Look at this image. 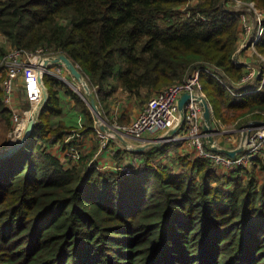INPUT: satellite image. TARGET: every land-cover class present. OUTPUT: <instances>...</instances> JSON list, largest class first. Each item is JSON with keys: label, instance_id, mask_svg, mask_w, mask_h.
<instances>
[{"label": "trees", "instance_id": "trees-1", "mask_svg": "<svg viewBox=\"0 0 264 264\" xmlns=\"http://www.w3.org/2000/svg\"><path fill=\"white\" fill-rule=\"evenodd\" d=\"M229 1L199 0L191 14L206 20L198 23L179 17L181 0H0V36L8 47L66 55L105 117L120 90L144 105L200 65L238 84L247 73L233 61L240 21ZM244 1L264 11V0ZM256 49L264 56V36ZM200 81L222 125L264 122V84L242 95L209 74ZM45 85L49 99L34 133L0 160V264H264V181L256 176L264 157L251 160L250 171L221 174L169 141L112 151L116 165L133 157L129 174L101 169L98 147L79 161L60 159L50 149L79 124L64 119V85ZM65 95L84 117L81 140L96 134L87 104L69 89ZM0 118L10 132L1 87Z\"/></svg>", "mask_w": 264, "mask_h": 264}, {"label": "built area", "instance_id": "built-area-1", "mask_svg": "<svg viewBox=\"0 0 264 264\" xmlns=\"http://www.w3.org/2000/svg\"><path fill=\"white\" fill-rule=\"evenodd\" d=\"M181 1L183 4L178 8V12L182 20L198 23L206 20L202 15L193 16L191 14V10L199 3V0ZM228 6L237 13V18L240 21V41L247 42L248 47L254 48L255 51L256 46L264 36V11L258 9L254 2L244 0H230ZM239 53L238 47L233 58L234 63L237 66L247 68L244 62L236 61ZM256 54L262 60L258 71L259 77L257 76L258 78L253 83L254 74L249 75L248 72L244 76L237 85L238 90H244L242 95L259 92L264 84V57L258 53ZM50 57H53V55L42 48L35 52H28L17 47H10L5 54L0 53V79H3L0 87L4 93L5 106L12 113V129L8 136L9 147L19 142L24 136L28 122L35 116L36 110L42 102L43 88L46 86L45 80L47 78L55 79L60 83L75 85V80L63 64L44 65V61ZM202 73L211 75L220 81L229 92H233L234 88L230 87L226 80H223V74L219 69L208 65H200L190 72L184 82L155 93L130 124L116 125V123L110 124L108 121H103V125L95 126L98 149L93 161H97L99 156L110 148L111 143L114 142L118 146H123L122 142L115 138L116 134L131 144H140L144 141L145 136L167 133L176 126L180 127L182 135L172 137L169 141L187 143V148L192 150L196 158L210 161L219 169L232 171L242 166H247L248 162L255 158H263V128H258L254 136L249 137L245 143L247 146H244V151L234 158L214 153L212 150L205 148L204 108L200 103V99H206L200 81ZM259 79L260 81H258ZM248 83L255 85L256 90H254V87L248 88ZM184 93H189L190 98L185 107V121L181 125L178 104ZM19 94L24 96V101L29 106L28 110H23L19 105ZM214 120L215 118H213ZM101 127L109 130L114 136L107 134L108 132L102 130ZM81 129L82 125L79 126L78 131H71L66 135L64 141L58 144L64 160L79 161L81 159L83 155L81 135L79 134ZM101 169L109 170L107 168ZM110 170L129 174L132 169L119 166L112 167Z\"/></svg>", "mask_w": 264, "mask_h": 264}, {"label": "rangeland", "instance_id": "rangeland-1", "mask_svg": "<svg viewBox=\"0 0 264 264\" xmlns=\"http://www.w3.org/2000/svg\"><path fill=\"white\" fill-rule=\"evenodd\" d=\"M232 9V8H231ZM244 46V47H243ZM240 53L237 55L236 57V61H240V62H244L247 66V68L245 69V72L248 73L249 75L254 74L253 76V83L256 80V78H258L259 76V69H260V63L262 64V60L258 57V55L256 53H258L257 49L254 51V48L248 47V43L245 41H240L238 44ZM10 47H8L5 43V40L0 36V50L2 51H7ZM1 53V52H0ZM236 54V53H235ZM259 54V53H258ZM260 56L264 57L263 55L259 54ZM235 56V55H234ZM234 58V57H233ZM251 69V70H250ZM248 75V76H249ZM258 76V77H257ZM244 78V77H243ZM242 78V79H243ZM242 81V80H241ZM240 81V82H241ZM239 82V83H240ZM238 83V84H239ZM64 85V88L61 89L60 91V98H61V102H62V107L64 109V115L65 118L69 121V123H72L73 125L75 124H80L83 125L84 123V117L80 116V110L78 109V107L74 104V102H68V97L65 95V90L69 89L70 91H72L74 94L78 95L80 99H82L81 94H84L83 89H80V86L78 85L77 81H75V85H68L67 83H62ZM232 85L229 83L230 87L234 88L233 92L237 91L239 88L237 87V85ZM246 85V83H245ZM247 85L248 88H252L254 87V90H256V86L253 84L248 83ZM234 86V87H233ZM241 90V89H240ZM20 93V92H19ZM154 96V95H153ZM152 96V97H153ZM151 97V98H152ZM83 100V99H82ZM18 101H19V105L25 109L28 108V105L25 103L24 101V96H22V94H19L18 96ZM72 101V100H71ZM148 101V100H147ZM86 104V102H85ZM27 106V107H25ZM20 107V108H21ZM90 109V108H89ZM91 111V110H90ZM108 117H103L101 114L100 118H94L95 119V126L98 125H103V121L105 122H109L110 124H114L112 123V120L107 119ZM214 118V117H213ZM101 122V123H100ZM129 122H127L126 124H128ZM253 122H249L248 124H246L245 126L239 128V124L235 123V124H229V125H222L218 120H214L213 121V138H214V142L215 145L218 148H222V149H227L230 151H234L239 149L241 146H247V144L245 145V143L242 142L243 136L245 132H248V139L249 137L251 138V136H254L255 132L257 131L258 128H251V129H247V127L252 124ZM126 124H122L119 123V121H117L116 125H126ZM79 125V126H80ZM78 126V125H76ZM78 126V128H79ZM107 129V128H106ZM107 132V130H106ZM107 134L109 135H113L112 133L108 132ZM155 134H152L151 136H153ZM205 135V133H204ZM9 136V134H8ZM116 138V137H115ZM206 141L204 142V146L205 148H212V145L209 144V142L207 141V137L205 135ZM9 139V137H8ZM117 139V138H116ZM114 141V140H112ZM9 142V141H8ZM116 142V141H115ZM114 143V142H113ZM131 148L134 149L137 146L135 145V143H130ZM184 145L187 147V143ZM114 146V144L111 145V147ZM98 147V144H97ZM183 147V146H181ZM110 149V148H109ZM188 149V148H187ZM107 151V150H106ZM188 151L192 152V150L188 149ZM185 154V153H184ZM190 155V154H189ZM174 169L176 168V165L173 164ZM133 166V164L131 165V167ZM128 167V166H127ZM130 167V169H131ZM247 167L250 168V170L253 169V166L251 164V161L248 162ZM132 171V170H131ZM220 172L224 171V170H218ZM226 174V171H224ZM263 172V173H262ZM256 176L258 179L259 183H262L264 181V170L260 169V167L256 168Z\"/></svg>", "mask_w": 264, "mask_h": 264}, {"label": "water", "instance_id": "water-1", "mask_svg": "<svg viewBox=\"0 0 264 264\" xmlns=\"http://www.w3.org/2000/svg\"><path fill=\"white\" fill-rule=\"evenodd\" d=\"M49 64H63L66 67L67 71L72 76V78L75 81H77L78 85L83 89L84 94H81V97H82L83 101L86 102L87 106L90 108L94 118H100L101 112L99 110V107L97 106V102H96V99L93 95V92L91 91L89 84L87 83V81L84 78V76L82 75V73L78 70V67L74 64V62L72 60H70L66 55L61 54V55H56V56L50 57L49 59L44 61V65H49ZM189 98H190L189 93H184L179 100L178 107H179V115H180V124L181 125L185 121V107H186V104H187ZM48 99H49V92H48L47 87L44 86L42 102L38 106L35 116L28 122V126H27V129L25 131L24 136L22 137V139L19 142L15 143L11 147H9L7 145V147L3 151H0V160L7 159V158L11 157L15 153H17L22 147L25 146V144L28 142L29 138L31 137V135L35 131V127L39 122L38 121L39 115H40L41 111L43 110V108L45 107V105L47 104ZM200 103L204 108V120H205L204 133L207 137V141L209 142L210 145H212V148H211L212 152L223 154V155H226L230 158H234L238 154H241L244 151V146H241L237 150L230 151L227 149L218 148L215 145L214 138H213L214 132H213V111H212V107L209 104L208 100L205 98L200 99ZM101 128H102V130H105L103 127H101ZM251 128H263L264 129V122H253L252 124H250L247 127V129H251ZM179 131H180V127L176 126L174 129L171 130L169 135L164 136L158 142L147 144V145H144V146H141L138 148H134V149L131 148V145L129 144V142H127L123 137H121L118 134H116L115 136L118 140H120L122 142L123 146L128 148V150L133 151V152H135V151L140 152V151H145L146 149H148L152 146L159 147L163 143L168 142L170 137L175 136L176 134H178ZM107 132H110V131L107 130ZM248 134H249L248 132L244 133V136L242 139L243 143H245L248 140Z\"/></svg>", "mask_w": 264, "mask_h": 264}, {"label": "crops", "instance_id": "crops-1", "mask_svg": "<svg viewBox=\"0 0 264 264\" xmlns=\"http://www.w3.org/2000/svg\"><path fill=\"white\" fill-rule=\"evenodd\" d=\"M68 102H73V101H71V99L68 98ZM109 104H110L109 115L105 116V119H106V117H108L107 119L110 118L109 120H112L115 123H117V121H119L121 118H126L129 121V123H131L138 116V114L142 110L143 106L145 105V104L141 105L138 100H136L133 97H130L127 92H124L122 90H120L117 94L114 95V97L109 101ZM25 107H27V106H25ZM28 109H29V106H28V108H25L23 110H28ZM10 125L12 127V118H11ZM170 132H171V130L169 132L163 133V134H155L153 136L147 135V136H145L143 142H141L140 144H137V143L135 144L137 146L136 148H138V146H140V145L144 146L147 144L156 143L159 140H161L164 136L169 135ZM8 134H9V128L6 125L5 121H3L0 118V151L4 150V146H5L7 139H8ZM179 135H182V133L180 131L175 136H179ZM175 136H171L170 138L175 137ZM97 144H98V139H97L96 134H92L89 136L82 137V140H81L82 154L85 155V154L92 152L97 147ZM116 145L114 144V146H112V147L110 146V149H108L107 151H104L99 156L97 162H98V166L100 168H107L110 170L112 167H116V166L117 167H119V166L131 167V165L133 164V157H130V156L125 157L124 161L120 165H116L114 163V161L111 158V152L112 151H114V150L125 151V149L128 150V148H126L125 146H118V145L116 146ZM50 151L55 156H58L60 159L63 158L61 148L59 147V145L54 146L53 148L50 149ZM180 152L183 154L185 153L187 155L190 154V156L192 155V157L194 156V153L188 151V149L185 145H183V147H180ZM172 156L174 157V154ZM245 167H247V166H245ZM247 168L250 171V168L249 167H247ZM224 171H222V172L218 171V172L221 174H225Z\"/></svg>", "mask_w": 264, "mask_h": 264}, {"label": "bare ground", "instance_id": "bare-ground-1", "mask_svg": "<svg viewBox=\"0 0 264 264\" xmlns=\"http://www.w3.org/2000/svg\"><path fill=\"white\" fill-rule=\"evenodd\" d=\"M101 123V122H100ZM3 161V160H2Z\"/></svg>", "mask_w": 264, "mask_h": 264}]
</instances>
